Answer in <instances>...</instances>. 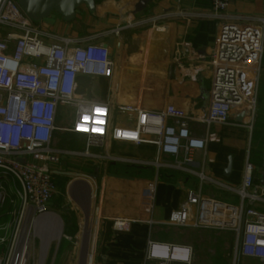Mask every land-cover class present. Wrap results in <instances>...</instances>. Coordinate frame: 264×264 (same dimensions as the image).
<instances>
[{
  "label": "crops",
  "instance_id": "obj_1",
  "mask_svg": "<svg viewBox=\"0 0 264 264\" xmlns=\"http://www.w3.org/2000/svg\"><path fill=\"white\" fill-rule=\"evenodd\" d=\"M263 16L264 0H231L225 12L226 20L231 22ZM220 26L211 0H95L93 11L82 5L71 21L52 13L39 23L43 30L74 40L73 46L102 42L109 48L114 65L112 75H80L78 94L108 103L112 126L133 117L118 110L121 104H140L152 110L173 105L194 118L206 116L211 56ZM67 111H58L57 120L64 119ZM249 123L248 119L237 121L235 116L227 124L207 126L192 121V133L207 139L206 148L196 151L194 156L191 168L196 173L169 166L175 158L158 155L156 147L150 144L108 141L104 147L93 148L92 157L67 155L65 163L91 158L95 167L93 179L90 182L86 174L55 166L57 192L51 203L72 205L71 210L74 206L82 207L77 202L82 193L78 186H90V213L83 224L86 222L89 229L79 231L82 237L78 239L79 232L76 237L79 245H85L89 238L86 253L91 255L90 264H160L148 256L149 241L191 247L194 264H234V232L163 222L181 208L189 191L231 204L240 202L235 190L242 185L248 147L255 136V127L250 130ZM255 123L261 132L255 137L258 148L264 140V55ZM75 142L73 146H53L60 150H85L86 140ZM229 158L231 171L226 174ZM255 164L258 166V162ZM202 173L206 177L203 180L199 176ZM151 187L155 188L154 193ZM61 196H65L64 200ZM69 199L75 201L69 204ZM195 210L191 206V218ZM117 220L131 224L116 228ZM63 225L65 234L64 221ZM80 227L78 220L75 233ZM236 263L259 264L244 256H238Z\"/></svg>",
  "mask_w": 264,
  "mask_h": 264
},
{
  "label": "built area",
  "instance_id": "obj_2",
  "mask_svg": "<svg viewBox=\"0 0 264 264\" xmlns=\"http://www.w3.org/2000/svg\"><path fill=\"white\" fill-rule=\"evenodd\" d=\"M221 20L211 56L212 80L206 116L194 118L168 105L160 110L140 104H121V113L133 116L124 124H111L108 103L78 94V77H105L113 73L109 48L102 42L72 45L74 40L35 25L16 0H0V264H50L52 245L64 234L61 217L50 209L57 192L54 168L65 156L92 157V148L108 141L154 145L158 155L174 157L169 166L191 173L196 151L207 146L206 137L192 133L190 123L227 124L230 110L252 125L257 116L264 55V16L246 22L226 20L231 0H211ZM61 107L74 109L71 126L58 125ZM57 131L84 134V151L53 146ZM156 160V164H158ZM263 167L247 159L242 185L235 190L240 202L231 204L189 191L186 202L163 222L166 225L232 231L235 262L244 256L264 264ZM205 179V175L199 174ZM152 193L155 188L151 187ZM191 206L195 215L191 218ZM152 222V221H151ZM153 223V222H152ZM131 221L117 220L120 225ZM58 228L60 230H58ZM59 235L57 239L53 236ZM149 258L160 264H194L191 247L149 241ZM87 264L91 255L86 253Z\"/></svg>",
  "mask_w": 264,
  "mask_h": 264
},
{
  "label": "rangeland",
  "instance_id": "obj_3",
  "mask_svg": "<svg viewBox=\"0 0 264 264\" xmlns=\"http://www.w3.org/2000/svg\"><path fill=\"white\" fill-rule=\"evenodd\" d=\"M35 25L39 27V23L35 22ZM67 109L66 117L64 119L58 118V125L61 126H67V124H72L74 122V109L71 108H65L61 107L60 108V113L64 110ZM256 120V119H255ZM252 127H255V136L254 140L250 142V145L248 147V156L250 160L255 163L258 162V167H263V152H264V140L257 145L255 143L257 142L256 138L257 135H261V132L257 130L256 128V123L254 121ZM259 128V127H258ZM86 140L84 134H70V133H63L60 131H57L54 133L53 137V144L57 147H64L68 145H74L75 141H78V143H83L82 141ZM252 140V137H251ZM83 146L82 144H80ZM86 148V147H85ZM93 149V148H92ZM84 151V150H83ZM258 151H260V154H258ZM62 167H66L69 169L72 173L76 174H86L88 177V180L92 182L93 179V171H94V165L93 161L91 158H84L83 160H73L68 163L61 162ZM76 177V176H72ZM95 188V187H94ZM78 189L82 191L79 200L77 201L82 207H73L75 209L71 210V206H68L66 204L59 205L57 201H54L56 203H51L50 208L53 210L55 213H57L64 221V224L67 225V230L65 227V234L68 237H71V239L67 238H62L61 241H56L52 245V254H51V259H50V264H87L86 262V250H87V245L88 241L85 242V245H79V242H77V236L81 232H83L86 229H89L88 224L85 222L84 224V219L87 218L88 214L90 213V193H91V188L90 186L83 185L82 187L78 186ZM64 200L65 196H61ZM74 199H69L68 203L74 202ZM67 203V204H68ZM69 203V204H70ZM264 206H261V208ZM260 208V207H259ZM78 220L81 223L80 230H77V233H75V228L77 227ZM64 228V225H63ZM59 230V228H58ZM80 231V232H79ZM79 232V233H78ZM80 233L79 238L82 237V234ZM89 236V235H88ZM55 238V236H53ZM60 238V237H59ZM57 238V239H59ZM85 246V248H83Z\"/></svg>",
  "mask_w": 264,
  "mask_h": 264
},
{
  "label": "water",
  "instance_id": "obj_4",
  "mask_svg": "<svg viewBox=\"0 0 264 264\" xmlns=\"http://www.w3.org/2000/svg\"><path fill=\"white\" fill-rule=\"evenodd\" d=\"M24 13L34 22L40 23L47 19L52 13H57L66 21H71L76 16L77 9L86 5L90 11L95 9V0H16ZM248 112L236 114L235 110H230V116H235L237 121L242 122L248 116ZM231 171V158L226 169V174ZM260 183L264 187V152H263V172Z\"/></svg>",
  "mask_w": 264,
  "mask_h": 264
},
{
  "label": "trees",
  "instance_id": "obj_5",
  "mask_svg": "<svg viewBox=\"0 0 264 264\" xmlns=\"http://www.w3.org/2000/svg\"><path fill=\"white\" fill-rule=\"evenodd\" d=\"M9 209H10V200H7L2 211L0 212V222H2L5 219L6 213Z\"/></svg>",
  "mask_w": 264,
  "mask_h": 264
},
{
  "label": "bare ground",
  "instance_id": "obj_6",
  "mask_svg": "<svg viewBox=\"0 0 264 264\" xmlns=\"http://www.w3.org/2000/svg\"><path fill=\"white\" fill-rule=\"evenodd\" d=\"M119 225H120V224H119ZM120 226L124 228V227H126V226H128V225H127V224H123V225H120Z\"/></svg>",
  "mask_w": 264,
  "mask_h": 264
}]
</instances>
